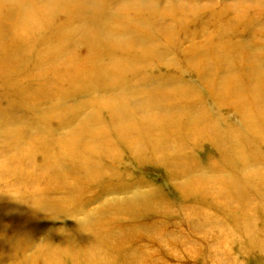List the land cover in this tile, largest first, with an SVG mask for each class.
I'll use <instances>...</instances> for the list:
<instances>
[{"label": "rangeland", "instance_id": "rangeland-1", "mask_svg": "<svg viewBox=\"0 0 264 264\" xmlns=\"http://www.w3.org/2000/svg\"><path fill=\"white\" fill-rule=\"evenodd\" d=\"M2 1L0 264H264V0H36L23 42Z\"/></svg>", "mask_w": 264, "mask_h": 264}, {"label": "bare ground", "instance_id": "bare-ground-1", "mask_svg": "<svg viewBox=\"0 0 264 264\" xmlns=\"http://www.w3.org/2000/svg\"><path fill=\"white\" fill-rule=\"evenodd\" d=\"M4 1H7V0H4ZM4 1H2L4 3ZM9 1V0H8ZM16 2L12 3L11 5H8V6H4L3 8L5 9L6 13L5 12H2L3 14H7L6 16L8 17V24L4 21V24L6 23L7 25H4L5 26V29L7 32L8 30L12 31L13 32V36L14 37H17L19 40L21 39V41L23 42V38L26 37L25 34L28 35L29 33V30H31L30 32L33 31L35 27V25L38 24L39 21H41L43 19V17L45 18V15L47 13H49V10H50V7H48V5L44 4V3H41V5L38 4V2L36 0H31L32 2L30 1H26V0H14ZM56 3L58 5H61L60 2H63V4L66 2V1H70V0H55ZM65 1V2H64ZM72 1H75V0H72ZM81 1V0H80ZM85 0H83L84 2ZM87 1V0H86ZM102 1V0H101ZM108 1V0H107ZM118 2V1H117ZM81 3V2H80ZM85 3V2H84ZM87 3V2H86ZM89 3V2H88ZM98 3V2H97ZM114 3V2H112ZM10 4V3H9ZM72 4V3H71ZM91 4V3H90ZM100 4V3H99ZM142 4V3H141ZM6 5V4H5ZM57 5V6H58ZM78 5V4H77ZM102 5V4H100ZM82 6V5H81ZM87 6V5H86ZM140 6V5H139ZM142 6V5H141ZM62 7V6H61ZM84 7V6H82ZM59 8V7H58ZM100 9V7H97V9ZM179 9V8H178ZM74 10L77 12L75 13H79L80 12V8L78 9H75ZM176 10V9H174ZM0 11H2V8L0 9ZM181 11V10H180ZM92 12V11H91ZM175 12V11H174ZM173 12V13H174ZM185 12V11H184ZM162 13V12H161ZM169 13V12H168ZM3 14H2V17H3ZM182 15V14H181ZM5 16V17H6ZM162 16V15H161ZM166 16V15H165ZM175 16V14H174ZM173 16V17H174ZM4 17V19H5ZM134 18H136V16H134ZM156 18V17H155ZM172 18V17H171ZM2 19V18H0ZM11 19V20H10ZM86 19V18H85ZM83 19V20H85ZM102 20V19H101ZM45 20H43L44 22ZM176 21V20H175ZM70 23V22H69ZM119 23V22H117ZM3 24V22H2ZM124 24V23H123ZM125 25V24H124ZM79 26V24H78ZM1 27V26H0ZM161 27V26H160ZM139 28V27H138ZM121 29V28H120ZM125 29V28H124ZM123 29V30H124ZM131 29V28H130ZM129 29V30H130ZM134 29V28H133ZM106 30V29H105ZM1 31V29H0ZM97 35H99L100 37L102 36V38H105L106 36V33L103 35V31H101V29H95ZM125 31V30H124ZM123 31V32H124ZM137 31V30H136ZM3 32V31H2ZM106 32V31H104ZM108 32V31H107ZM117 32V31H116ZM139 32V31H138ZM157 32V31H156ZM129 33V32H128ZM150 34V33H149ZM59 35H61L59 41L57 43H51L49 44V48H61L63 47L65 44H67L68 42H70V40L74 37V36H71V35H67L65 34L64 32H61ZM84 35V34H83ZM82 35V36H83ZM94 35V34H93ZM112 35V34H111ZM153 35V34H152ZM81 36V37H82ZM114 36V35H113ZM128 36V35H127ZM148 36V35H147ZM4 37V36H3ZM108 38H111L113 39L112 37H108ZM86 39V38H85ZM93 39V38H92ZM16 40V39H15ZM27 40V39H26ZM31 40V39H29ZM95 40L97 41V39L95 38ZM93 40V41H95ZM85 41V40H84ZM84 41H81L80 44L77 45V48H79V51L77 53L72 54L70 57H69V60L70 61H76L80 58H84V59H89L90 61L93 60L91 63H87V66L88 67H92V65H95L96 64V59L97 58H89L88 57V53L84 51V49H82V45L84 43ZM130 41V40H129ZM17 42V41H16ZM43 42V41H42ZM113 42V41H112ZM1 43V42H0ZM11 43H12V40H11ZM27 43V42H26ZM125 43V42H124ZM16 44V43H15ZM30 43L28 42V45ZM32 44V43H31ZM39 44V42H38ZM69 44V43H68ZM100 44V43H99ZM115 46H116V42L113 43ZM27 45V47H28ZM88 45V44H87ZM118 45V44H117ZM126 45V44H125ZM224 45V44H223ZM237 45V44H236ZM18 46H21V45H18ZM43 46V45H42ZM22 47V46H21ZM20 47V48H21ZM68 47V46H67ZM50 48V50H51ZM69 48V47H68ZM123 48V47H122ZM229 51H231V48L230 47H226ZM64 49V48H63ZM86 49V48H85ZM4 50V49H3ZM19 50V48L17 47L15 51ZM57 50V49H56ZM238 50V49H237ZM49 51V50H48ZM59 51V50H58ZM61 51V50H60ZM76 51V50H75ZM237 52V51H236ZM48 53V52H47ZM103 53V52H102ZM101 53V54H102ZM106 53V52H105ZM100 54V55H101ZM107 54H108V51H107ZM231 54V53H230ZM43 55V54H42ZM60 55V54H58ZM105 56V55H104ZM109 56V55H108ZM111 56V54H110ZM113 59V58H112ZM111 59V60H112ZM217 59V58H216ZM233 60V59H232ZM83 61V60H82ZM216 61V60H215ZM102 62V61H101ZM75 63V62H74ZM216 63V62H215ZM78 64V63H77ZM86 64L84 63V65L82 64H79L77 65V68H82L83 66H86ZM95 67H98V66H95ZM99 68V67H98ZM90 73H92V71H90ZM262 74V73H260ZM231 77V76H230ZM258 82H256L254 84V86L251 88L249 87L250 90H247L248 91V94L245 93L246 95H248L250 97V103L248 105V107H246V110H244V114H243V117L248 121L250 120V124L247 126V131L250 133L251 136H255L256 138H258L261 142H264V76L263 75H259L258 77ZM261 78V79H260ZM228 80V78H227ZM227 85V84H226ZM228 87V86H227ZM98 90V89H97ZM238 91V90H237ZM241 93V92H240ZM241 95V94H240ZM239 95V96H240ZM232 97V96H231ZM243 97H246V96H241L240 98L243 99ZM239 99V98H238ZM246 99H244L245 101ZM248 100V99H247ZM240 101V99L238 100ZM247 102V101H246ZM237 104V103H235ZM240 104V102H239ZM243 105V104H242ZM238 106V105H237ZM242 107V106H241ZM244 108V107H243ZM119 114V113H117ZM199 116V114L197 115ZM247 124V123H246ZM125 128V127H124ZM126 130V129H125ZM130 130V129H129ZM133 130V129H132ZM151 130V129H150ZM241 130V129H239ZM245 130V129H244ZM249 135V134H248ZM218 138H220L219 136H217ZM245 137H240V138H235L232 136V139L234 141H236L237 139H244ZM246 139V138H245ZM89 147V146H88ZM87 147V148H88ZM91 147V146H90ZM91 150V149H90ZM261 181L264 182V173H260L259 171L258 172H255L254 174H250V175H246L245 177H243L241 179V182L244 183V185H250L251 187H257L258 185L256 183H261ZM213 184V183H212ZM209 185V184H208ZM222 194V193H221ZM219 194V195H221ZM237 199L241 200L239 198V196L237 195ZM235 200V201H238V200ZM244 201H245V198H244ZM241 203H243V201L241 200L240 201ZM247 203V202H246ZM240 205V204H239ZM248 205V204H247ZM241 206H244V204H241ZM240 208V207H238ZM242 208V207H241ZM38 209V208H37ZM43 209V208H42ZM11 211V210H9ZM241 213V212H240ZM243 213V212H242ZM253 214V213H252ZM251 214V215H252ZM237 217L238 216V213H237ZM250 216H247L246 214H242V216L239 217L238 219V223L239 225H241V227L244 229H248L247 225H248V221L247 219L249 218ZM95 228V227H94ZM93 228V229H94ZM92 229V228H91ZM92 229V230H93ZM91 231V230H90ZM95 232V230H93ZM93 232V233H94ZM113 232V231H112ZM112 232H107V234H101L103 236L104 239H108L112 236H114V234H112ZM89 233V232H88ZM96 234V233H95ZM98 234V233H97ZM100 234V233H99ZM94 235V234H92ZM91 235V236H92ZM89 237V234L87 235ZM87 237V238H88ZM99 237V235H98ZM97 237V238H98ZM116 237V235H115ZM114 237V238H115ZM92 238V237H91ZM93 239V238H92ZM102 239V237H101ZM97 240V239H95ZM99 240V239H98ZM116 240H118L116 238ZM87 243V239L85 241ZM101 242V241H100ZM92 252L94 253L95 252V249L92 250Z\"/></svg>", "mask_w": 264, "mask_h": 264}]
</instances>
